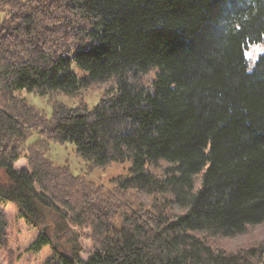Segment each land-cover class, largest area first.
<instances>
[{"label":"trees","instance_id":"obj_1","mask_svg":"<svg viewBox=\"0 0 264 264\" xmlns=\"http://www.w3.org/2000/svg\"><path fill=\"white\" fill-rule=\"evenodd\" d=\"M0 12V199L38 230L29 253L49 246L42 264H264V245L193 234L264 221V51L252 69L245 56L264 43V0H0ZM101 83L95 102L82 98ZM21 93L46 97L51 114ZM57 93L76 104L53 103ZM65 143L92 168L129 161L133 174L104 194L48 161ZM161 160L173 166L148 170ZM131 189L170 193L179 212L132 202ZM52 213L90 231L86 260L76 234L55 250L66 225ZM8 231L0 210V249Z\"/></svg>","mask_w":264,"mask_h":264},{"label":"rangeland","instance_id":"obj_2","mask_svg":"<svg viewBox=\"0 0 264 264\" xmlns=\"http://www.w3.org/2000/svg\"><path fill=\"white\" fill-rule=\"evenodd\" d=\"M3 14L0 12V19ZM76 49L72 46V51ZM264 51V43L250 46L245 52V56L248 61V68L252 69L254 63L260 53ZM73 70L79 75H83L74 65ZM106 86V85H105ZM103 83L93 85L83 91L82 98L84 97L89 103L95 102L102 94L106 88ZM28 102L35 107L42 109L47 115L51 114V106L46 97H35L31 94L21 93ZM53 103H62L66 106H73L76 104L74 97L65 96L62 93L55 94ZM54 105V104H53ZM60 107V106H59ZM33 138H30L31 143ZM46 158L54 167H62L64 165L69 166L71 172L75 175L82 176L88 183L94 184L103 189V193L106 194L110 191L113 186H115L120 178L132 176L130 171L131 162H111L103 168H92L90 163L84 161L79 157L73 145L70 143H65L64 145H50L49 151L46 153ZM27 166V161L20 159L14 165L17 170L24 169ZM173 166V163L161 160L157 164H147L148 170L153 174H162L166 168ZM129 199L135 203H143L148 208L155 211V207L163 208L165 212L169 214H177L179 211L176 206L167 200H171V194L162 193H146L143 191H135L131 189L129 192ZM119 198L121 196H118ZM123 199L125 196L122 197ZM128 198V196L126 197ZM60 212L64 211L60 207H56ZM0 210H2L7 217L8 227H9V241L5 248L0 249V264H42L48 256L51 255L52 250L49 246H45L37 254H32L27 251L29 245L34 241L38 235V230L27 226L23 220L18 218V209L15 204L10 202H5L0 199ZM59 212V213H60ZM62 215V214H61ZM52 216L56 218V223H62L66 225L65 231L54 240L55 250H62V247L68 240V236L74 234L80 237V244L82 246L81 257L86 260L92 251L91 240L89 239L91 233L87 229H79L73 227L70 224L69 218L61 219L52 213ZM54 221V220H53ZM117 225V220H114ZM50 224V223H49ZM49 226V225H48ZM46 233L54 236L53 229L54 226L51 222L50 227H43ZM51 232V233H50ZM196 236L203 237L206 236L208 242L214 246L222 247L224 249L232 248H247V247H258L264 245V221L257 225H248L244 233L231 236V237H221V236H208L205 232H194ZM264 260V253L261 258Z\"/></svg>","mask_w":264,"mask_h":264},{"label":"water","instance_id":"obj_3","mask_svg":"<svg viewBox=\"0 0 264 264\" xmlns=\"http://www.w3.org/2000/svg\"><path fill=\"white\" fill-rule=\"evenodd\" d=\"M44 229V228H43Z\"/></svg>","mask_w":264,"mask_h":264}]
</instances>
